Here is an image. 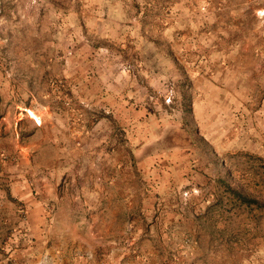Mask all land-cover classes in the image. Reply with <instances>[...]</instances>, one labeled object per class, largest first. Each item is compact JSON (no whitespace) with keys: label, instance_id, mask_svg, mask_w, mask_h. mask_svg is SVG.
<instances>
[{"label":"rangeland","instance_id":"obj_1","mask_svg":"<svg viewBox=\"0 0 264 264\" xmlns=\"http://www.w3.org/2000/svg\"><path fill=\"white\" fill-rule=\"evenodd\" d=\"M0 264H264V0H0Z\"/></svg>","mask_w":264,"mask_h":264},{"label":"crops","instance_id":"obj_2","mask_svg":"<svg viewBox=\"0 0 264 264\" xmlns=\"http://www.w3.org/2000/svg\"><path fill=\"white\" fill-rule=\"evenodd\" d=\"M197 99L195 112L199 110L201 106L199 101L202 100L201 97ZM122 102V106L126 104L123 117L128 119V125L130 124L133 129V162L140 173L156 166L160 170L169 169L172 166V171L178 163L186 160L192 141L187 133V128H189L187 119L184 118L187 114L181 118H168L152 113L147 107L133 111L128 101L123 100ZM196 118L197 122L200 121L202 124L206 120L204 116H197V114ZM114 161L119 164L118 159ZM32 206L35 210L39 209L37 204H32ZM45 220H42L43 224Z\"/></svg>","mask_w":264,"mask_h":264},{"label":"bare ground","instance_id":"obj_3","mask_svg":"<svg viewBox=\"0 0 264 264\" xmlns=\"http://www.w3.org/2000/svg\"><path fill=\"white\" fill-rule=\"evenodd\" d=\"M260 13H262V11H260ZM31 117L35 118L38 122L40 121V117L30 108H26L25 109Z\"/></svg>","mask_w":264,"mask_h":264},{"label":"built area","instance_id":"obj_4","mask_svg":"<svg viewBox=\"0 0 264 264\" xmlns=\"http://www.w3.org/2000/svg\"><path fill=\"white\" fill-rule=\"evenodd\" d=\"M171 101H172V94L169 97H167V99H166L167 103H170Z\"/></svg>","mask_w":264,"mask_h":264}]
</instances>
